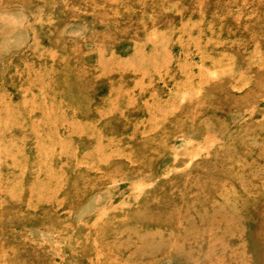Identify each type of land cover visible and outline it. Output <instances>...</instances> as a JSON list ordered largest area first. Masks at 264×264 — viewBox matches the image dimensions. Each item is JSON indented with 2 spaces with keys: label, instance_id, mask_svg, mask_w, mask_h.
I'll return each instance as SVG.
<instances>
[{
  "label": "rangeland",
  "instance_id": "374dc122",
  "mask_svg": "<svg viewBox=\"0 0 264 264\" xmlns=\"http://www.w3.org/2000/svg\"><path fill=\"white\" fill-rule=\"evenodd\" d=\"M0 264H264V0H0Z\"/></svg>",
  "mask_w": 264,
  "mask_h": 264
}]
</instances>
